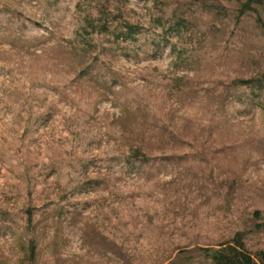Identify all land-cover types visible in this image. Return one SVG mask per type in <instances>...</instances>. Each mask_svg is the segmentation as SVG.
I'll return each mask as SVG.
<instances>
[{
	"label": "rangeland",
	"instance_id": "obj_1",
	"mask_svg": "<svg viewBox=\"0 0 264 264\" xmlns=\"http://www.w3.org/2000/svg\"><path fill=\"white\" fill-rule=\"evenodd\" d=\"M264 252V0H0V264Z\"/></svg>",
	"mask_w": 264,
	"mask_h": 264
},
{
	"label": "trees",
	"instance_id": "obj_2",
	"mask_svg": "<svg viewBox=\"0 0 264 264\" xmlns=\"http://www.w3.org/2000/svg\"><path fill=\"white\" fill-rule=\"evenodd\" d=\"M213 264H264V252L256 260L244 247V243L237 238L233 244L225 249L216 250L212 254Z\"/></svg>",
	"mask_w": 264,
	"mask_h": 264
}]
</instances>
